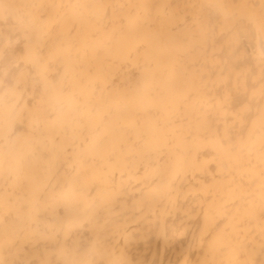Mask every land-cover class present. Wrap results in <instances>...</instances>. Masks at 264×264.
<instances>
[{
	"label": "bare ground",
	"instance_id": "1",
	"mask_svg": "<svg viewBox=\"0 0 264 264\" xmlns=\"http://www.w3.org/2000/svg\"><path fill=\"white\" fill-rule=\"evenodd\" d=\"M64 1L0 0V264H264V0Z\"/></svg>",
	"mask_w": 264,
	"mask_h": 264
},
{
	"label": "rangeland",
	"instance_id": "2",
	"mask_svg": "<svg viewBox=\"0 0 264 264\" xmlns=\"http://www.w3.org/2000/svg\"><path fill=\"white\" fill-rule=\"evenodd\" d=\"M68 2H70V0L64 1V2H63V3H64V6H67V5H68ZM101 6H105V7H106V3L103 1V4L101 3ZM113 6H115V5H114V0H112V3H111V4L108 3V7H113ZM77 11H79V16H82L83 12L85 13V10H84V9H81V8H79V7H77ZM82 11H83V12H82ZM119 11H120V17L118 18V24L120 25V27L123 28V22H124V19H123V14H122V12H123L124 10L120 9V10H118V12H119ZM50 30H51V29H50ZM220 45H223V43L220 44ZM18 52H19V55H21V51H18ZM107 57H109L110 59H116V57H112L111 55H107L106 58H107Z\"/></svg>",
	"mask_w": 264,
	"mask_h": 264
}]
</instances>
